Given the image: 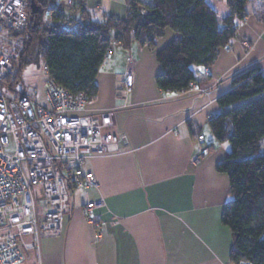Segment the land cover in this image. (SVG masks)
Returning a JSON list of instances; mask_svg holds the SVG:
<instances>
[{"label":"crops","instance_id":"0c3cea01","mask_svg":"<svg viewBox=\"0 0 264 264\" xmlns=\"http://www.w3.org/2000/svg\"><path fill=\"white\" fill-rule=\"evenodd\" d=\"M131 0H83L80 8H59L73 19H125ZM210 4L220 16L229 13L224 1ZM84 12V14H82ZM177 37L171 30L156 50L132 41L114 46L98 75V95L88 113L114 111L115 135H125L121 153L88 159L98 187L71 190V212L60 237L41 240L40 252L29 251L21 264H233L230 229L222 213L231 200L229 179L216 166L230 152L209 125L222 110L218 99L232 89L233 80L252 70H264V0H252L248 15L238 22L236 38L218 52L207 69L209 80L197 91L166 93L156 84L163 72L157 51ZM131 69L132 87L120 93ZM203 136V141L198 136ZM202 155L199 163L192 158ZM102 224L95 239L86 205Z\"/></svg>","mask_w":264,"mask_h":264},{"label":"trees","instance_id":"16d2710c","mask_svg":"<svg viewBox=\"0 0 264 264\" xmlns=\"http://www.w3.org/2000/svg\"><path fill=\"white\" fill-rule=\"evenodd\" d=\"M26 1L29 21L18 35L19 76L13 84L23 67L43 61L49 78L72 94L84 93L92 102L112 40L126 49L135 41L156 50L157 41L171 30L177 37L156 53L163 68L156 77L158 88L180 94L209 80L207 69L219 50L236 38L238 22L248 15L252 0H216L228 7L225 16L208 0H131L125 19L109 17L102 22L85 15L70 18L56 7L57 0H35L42 8L36 17L31 0ZM82 4L83 0L75 8ZM218 104L222 111L210 117L209 125L217 142L230 145L227 157L216 166L229 179L231 200L221 221L233 237L230 261L264 264V70L236 77Z\"/></svg>","mask_w":264,"mask_h":264},{"label":"built area","instance_id":"2783aa9c","mask_svg":"<svg viewBox=\"0 0 264 264\" xmlns=\"http://www.w3.org/2000/svg\"><path fill=\"white\" fill-rule=\"evenodd\" d=\"M82 0H57L59 8L74 9ZM29 21L26 0H0V264H21L22 250L40 252L41 240L60 237L71 212V190L98 187L88 159L121 153L125 135H115L114 111L98 116L88 113L84 93L72 94L47 78V105L21 96L9 98L3 85L19 76L15 45L10 32ZM119 42H111L110 51ZM48 74L49 69L44 66ZM131 69L123 77L121 94L127 96ZM197 91L192 84L184 94ZM203 141V136H198ZM202 155L192 158L199 163ZM103 200L86 205L87 219L95 239L102 237V224L94 210Z\"/></svg>","mask_w":264,"mask_h":264},{"label":"rangeland","instance_id":"374dc122","mask_svg":"<svg viewBox=\"0 0 264 264\" xmlns=\"http://www.w3.org/2000/svg\"><path fill=\"white\" fill-rule=\"evenodd\" d=\"M23 29L11 33L15 36L14 38H11L15 45V51L22 46V39L18 35ZM47 78V73L44 71V63L41 61L39 64H31L23 67L18 82L13 84L12 81L7 80L3 85V89L6 95L11 99L17 96H25L31 99L34 103L46 106L47 100L44 92V84ZM261 149L262 152H264V140L262 141ZM28 252L29 251L22 250L23 259H25L26 253Z\"/></svg>","mask_w":264,"mask_h":264},{"label":"water","instance_id":"95a60500","mask_svg":"<svg viewBox=\"0 0 264 264\" xmlns=\"http://www.w3.org/2000/svg\"><path fill=\"white\" fill-rule=\"evenodd\" d=\"M30 10H31V13L37 17L38 14L41 12L42 8H41L40 5H38L36 3L35 0H31V2H30Z\"/></svg>","mask_w":264,"mask_h":264}]
</instances>
